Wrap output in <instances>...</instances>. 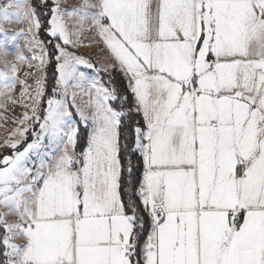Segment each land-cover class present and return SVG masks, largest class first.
I'll return each mask as SVG.
<instances>
[{"label":"snow or ice","instance_id":"obj_1","mask_svg":"<svg viewBox=\"0 0 264 264\" xmlns=\"http://www.w3.org/2000/svg\"><path fill=\"white\" fill-rule=\"evenodd\" d=\"M0 35V264H264V0H0Z\"/></svg>","mask_w":264,"mask_h":264},{"label":"rangeland","instance_id":"obj_2","mask_svg":"<svg viewBox=\"0 0 264 264\" xmlns=\"http://www.w3.org/2000/svg\"><path fill=\"white\" fill-rule=\"evenodd\" d=\"M33 2L35 3V0H33ZM78 3H80V0H66V7H69L70 8V7H72V6H74V5L78 4ZM13 24H15L17 27L19 26L17 23H13ZM5 28L8 30L9 35H11L14 32V29H12L13 28V25H11V24L10 25H5ZM4 40H5V37L2 36V35H0V41H4ZM17 43L22 48L24 42L23 41H20L19 39L16 42H13V41H10V40L6 42V45H11L10 53H14V51H15V45ZM48 47H51V44H49ZM75 50L78 51L79 49H75ZM24 51H25V49H24ZM36 51L38 52L39 50L37 49ZM80 51L83 52V50H80ZM84 53H86V52H84ZM24 54L27 55V56H29V57H31L33 55V53H29L27 51H25ZM85 58H89V59L97 62V67H102V65L105 62L101 58H96V57L93 58L92 56H88V57H85ZM8 59L9 60H12L13 62H15L13 55H10V57H8ZM33 63H37V61H33ZM0 67H2V65H0ZM24 67H25V69H23ZM81 70L82 71H85L89 75H91L93 77H96L98 79H101V80L104 79V81H105L106 84H108V82H109L108 75L106 73H103V75L105 76V78H103V75L101 74L102 72L99 74V76H97V74H96V72H95L94 69L89 71V69H86L83 66H81ZM24 71H32L37 76L40 75V73L36 72V69L35 68L29 69L28 66H27V64H24L22 66L21 71L18 73V75H19V77L21 79L24 78V76H23ZM28 83H30V84L32 83V79L31 78H29ZM53 86H55V82H53ZM47 87H50V84L46 80V83H45L46 93L48 91L50 93L52 91V89L51 88L50 89H47ZM20 92H21V85H19L17 83L16 88L14 89L12 95L14 96V98L19 99ZM57 98H59V96H57ZM84 98L85 97H83V99ZM0 99H2V98H0ZM80 99L81 98L78 97V102H80ZM42 106L46 107V104H44ZM7 108H8L7 111H5V109H0V117H7V119L0 118V142H2L3 139L8 135V131L10 129H12L13 127H15V125L12 122V119L15 118V117L20 116L21 113L24 111L23 107L20 104L12 105L11 103H9L8 106H7ZM38 130L39 129L37 128V131ZM29 139H30V137H29ZM6 151H7L6 149H0V152H6ZM45 151H48V149H45ZM33 159H35V158H33Z\"/></svg>","mask_w":264,"mask_h":264},{"label":"trees","instance_id":"obj_3","mask_svg":"<svg viewBox=\"0 0 264 264\" xmlns=\"http://www.w3.org/2000/svg\"><path fill=\"white\" fill-rule=\"evenodd\" d=\"M38 2V0H35V3ZM43 38V37H42ZM46 73H47V77H46V80L47 82L50 84V87H47V89H52L53 87V82L54 79H53V69L51 66H48L46 68ZM104 72H102L101 74L103 75ZM113 76H115V82L117 84V86H119L121 88V90H125L126 89V82L125 80L122 78V76L119 74V73H113ZM103 78H105V76L103 75ZM102 82L105 83L104 79H102ZM106 84V83H105ZM107 85V84H106ZM52 92V91H51ZM51 92L49 93V91L46 93L45 95V98L44 99H47L50 95H51ZM128 95L130 96V92L128 93ZM132 121H139V122H143V119L142 117L139 115V114H135L133 113L132 114V120L131 121H128L126 120L125 122L126 123H131ZM81 133H82V136H81V141L80 143L78 144V147H77V152L81 151L83 147L86 146V143H85V140H86V133H87V129L82 127L81 126Z\"/></svg>","mask_w":264,"mask_h":264},{"label":"crops","instance_id":"obj_4","mask_svg":"<svg viewBox=\"0 0 264 264\" xmlns=\"http://www.w3.org/2000/svg\"><path fill=\"white\" fill-rule=\"evenodd\" d=\"M11 25H13V28L12 29H14V32L15 31H18L20 28H27V25L26 24H24V23H21V24H18L19 26L17 27L15 24H11ZM11 29V30H12ZM20 41H23L24 42V39L23 38H20L19 39ZM84 43L85 44H87V43H89V41H87V40H85L84 41ZM6 47L8 48V50H9V52H10V49H11V45H6ZM24 47V44H23V46H22V48ZM103 47V45L102 44H95V43H93L92 44V46L91 47H83V48H79V50L77 51L78 52V54H82L84 57H88V56H92L93 58H101L102 56H103V54L101 53V51H100V49ZM73 50H75V49H73ZM80 50H83V52L82 51H80ZM25 51H27L26 49H25ZM24 51V52H25ZM76 51V50H75ZM84 52H86V53H84ZM8 57H10V55L8 56ZM102 59V58H101ZM23 69H25V67L23 68ZM46 70V69H45ZM90 71V70H89ZM121 75V74H120ZM122 76V75H121ZM123 78V77H122ZM124 79V78H123ZM126 82V81H125ZM85 100L87 99V97L85 96V98H84ZM141 117H142V115H140ZM142 119H143V117H142ZM82 127H84V125H81ZM85 128V127H84ZM87 131H90V129H87ZM86 147V146H85Z\"/></svg>","mask_w":264,"mask_h":264}]
</instances>
